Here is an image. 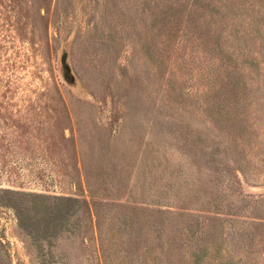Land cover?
<instances>
[{"label":"rangeland","instance_id":"1","mask_svg":"<svg viewBox=\"0 0 264 264\" xmlns=\"http://www.w3.org/2000/svg\"><path fill=\"white\" fill-rule=\"evenodd\" d=\"M0 264H264V0H0Z\"/></svg>","mask_w":264,"mask_h":264},{"label":"water","instance_id":"2","mask_svg":"<svg viewBox=\"0 0 264 264\" xmlns=\"http://www.w3.org/2000/svg\"><path fill=\"white\" fill-rule=\"evenodd\" d=\"M65 61H66V57L63 56V58H62V63H63V65H64L66 71L69 72V68H68V66L65 64Z\"/></svg>","mask_w":264,"mask_h":264}]
</instances>
